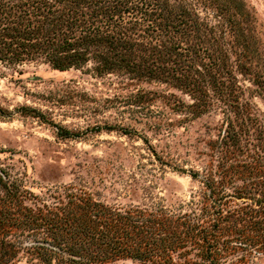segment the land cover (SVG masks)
<instances>
[{"label":"rangeland","instance_id":"1","mask_svg":"<svg viewBox=\"0 0 264 264\" xmlns=\"http://www.w3.org/2000/svg\"><path fill=\"white\" fill-rule=\"evenodd\" d=\"M120 1L129 41L108 48L109 69L92 57L64 70L41 56L0 61V221H9L6 182L49 219L67 192L197 214L204 175L221 164L264 188V0ZM39 232L0 233L20 246L13 264H50V220ZM94 264L152 263L119 255ZM222 264H264V253Z\"/></svg>","mask_w":264,"mask_h":264},{"label":"trees","instance_id":"2","mask_svg":"<svg viewBox=\"0 0 264 264\" xmlns=\"http://www.w3.org/2000/svg\"><path fill=\"white\" fill-rule=\"evenodd\" d=\"M126 4L0 0V61L13 64L41 56L53 68L64 70L92 57L98 69H109L108 48L127 49L122 21L115 17H121ZM115 26L122 28L115 32ZM219 169L204 175L206 191L197 214L120 209L85 192H67V200L59 203L57 212L50 210L49 219L48 211L25 203L26 192L18 184L6 182L4 219L9 221H0V233L7 235L13 226L39 234L50 220V229L56 232L50 264L53 258L94 264L119 255L152 264H222L234 256L244 262L255 252L264 253V188L255 187L263 186L259 182L248 186L254 177H243L244 170L236 164H221ZM37 250L46 248L41 245ZM19 251L20 246L1 236L0 264H13Z\"/></svg>","mask_w":264,"mask_h":264}]
</instances>
